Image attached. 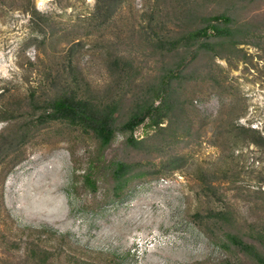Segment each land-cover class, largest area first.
I'll return each mask as SVG.
<instances>
[{"label": "rangeland", "instance_id": "374dc122", "mask_svg": "<svg viewBox=\"0 0 264 264\" xmlns=\"http://www.w3.org/2000/svg\"><path fill=\"white\" fill-rule=\"evenodd\" d=\"M162 83L161 123L122 131ZM62 93L116 105L107 147L41 115ZM4 109L0 264H258L229 234L264 256V0H0Z\"/></svg>", "mask_w": 264, "mask_h": 264}, {"label": "trees", "instance_id": "16d2710c", "mask_svg": "<svg viewBox=\"0 0 264 264\" xmlns=\"http://www.w3.org/2000/svg\"><path fill=\"white\" fill-rule=\"evenodd\" d=\"M211 20H215L219 24L212 23ZM230 24L231 19L227 15L220 14L213 16L203 27L191 32L187 36V40L200 43L201 45L208 38L228 35L232 32ZM203 45L205 46L206 44ZM170 72L168 73L170 74ZM164 91L166 92V88L162 83L159 91L151 98L150 103H146L141 109L132 113L122 124V131L132 133L146 119H148V124L151 126L160 124L164 117L162 112L168 108ZM4 111L6 110H0V115H5L6 112ZM116 111L117 107L114 103L93 101L90 98L78 96V94L62 93L49 98L46 101V106L40 113L47 119L63 121L92 134L97 140L99 147L103 149L114 138L117 122ZM0 119H6V117H0ZM108 169L110 176L115 182L114 190H122L129 172L128 164L122 160L114 159L109 161ZM219 213L220 215H224L223 212ZM227 239L228 243L245 251L258 264H264V256L254 245L246 243L241 238L238 239L235 235L231 234L227 236Z\"/></svg>", "mask_w": 264, "mask_h": 264}]
</instances>
